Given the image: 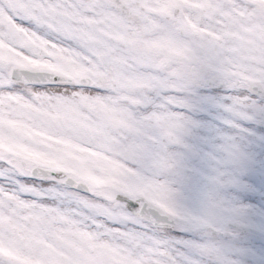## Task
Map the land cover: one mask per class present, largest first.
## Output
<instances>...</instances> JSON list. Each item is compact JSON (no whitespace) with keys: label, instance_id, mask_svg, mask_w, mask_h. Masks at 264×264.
<instances>
[{"label":"snow or ice","instance_id":"obj_1","mask_svg":"<svg viewBox=\"0 0 264 264\" xmlns=\"http://www.w3.org/2000/svg\"><path fill=\"white\" fill-rule=\"evenodd\" d=\"M0 264H264V0H0Z\"/></svg>","mask_w":264,"mask_h":264}]
</instances>
